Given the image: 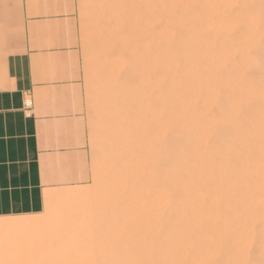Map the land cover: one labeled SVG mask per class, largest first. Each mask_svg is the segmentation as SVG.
Listing matches in <instances>:
<instances>
[{"label":"bare ground","instance_id":"1","mask_svg":"<svg viewBox=\"0 0 264 264\" xmlns=\"http://www.w3.org/2000/svg\"><path fill=\"white\" fill-rule=\"evenodd\" d=\"M131 1L135 3L134 9L127 10L126 13L123 11L111 23L113 24L114 39H112L113 42L111 40V48H108L111 50L113 47L114 50L117 48L116 52L119 53L117 61L116 52L111 51L115 56H113L115 58L113 61H116L117 64L115 67L118 66L116 69L118 74H113L116 77V82L111 79L114 81L113 84L108 80L109 77H106L110 82L108 83L106 80L104 90L107 91L106 88L109 87L108 91L110 92L113 89V86L110 88V85L115 84V87L111 93L104 92L108 97V94L111 95L109 97L111 103L108 101L109 99L106 102L112 104V113L110 114L113 116L111 122L113 144L118 147L119 145L125 146L128 149L127 144L138 141L141 135L148 130V124L150 128L154 126V128L152 127V139L156 141V151H154L155 156L152 154L150 156H153L156 169L151 173H146V178L149 181L155 180L156 186L152 191L144 187L143 183L146 182L143 180L146 181V179L143 177L142 180L140 175L143 174L141 173L142 162L139 159L135 162L129 160L127 164L125 163L127 167L121 168L120 173L116 175L114 172L111 175L119 181L120 189L124 193L121 198L118 197L120 202L116 203L117 205L114 204L115 199L112 198V201L114 200L112 208L116 210L117 206V210H120L121 205L122 210L114 211L111 204V210H107L108 213H105L103 218L107 222L116 221V223L119 218L122 223V220H126L128 216L131 217L132 227L134 226L136 229L135 232L131 231L133 239H135L134 233L142 235L136 231L141 230L140 226L143 225L140 223L142 221L149 220V218H145V215H150L151 222L157 219L155 221L157 223L160 220L162 226L160 222L156 225L163 229L162 240L160 239L161 234H158L161 232L159 231L161 228H157L159 229L157 231V229L155 230L157 226H155L154 230L157 231L156 234L159 236L157 240H161V245L156 246L159 244V240L154 242L156 236L149 235L150 233L144 230L146 234L148 233V237L155 236L152 237V241L147 238L151 241L148 240V244L156 243L153 246L156 250H158L157 248L160 250L155 253L154 249L155 251L152 253L153 248L151 247L149 254L147 252L146 255H143L146 253L143 251L141 255V251L138 252L139 247L133 248L136 253H140L136 254L133 249L125 251L120 244L121 252L120 250V253L117 252L119 247L114 246V248L117 247V250L112 247L115 252L111 254L112 258L114 254H119L122 256L121 259L114 256L117 261L114 259V262H110L105 259L106 257L104 258V254L109 253L112 244L102 246L104 239L103 243L97 240L101 244L97 245L98 242H96L94 244L97 246L93 245L90 242L93 240L91 238L93 233L90 234L89 231L90 237H88V233L85 235L86 238L88 237L87 239L92 240L89 239L90 243L88 242L87 247L89 248L92 244L93 248H90L93 250H90L91 253L88 255L86 253L87 260H83V258L81 260L80 253L77 254L80 259H75L76 257L73 259V255L71 256V253L67 252L69 248L67 241L73 240L76 235L75 233V236L71 234L70 237H73L68 239V234L71 232L67 233V230L68 227L70 229L71 224L68 226L69 223L67 224L65 220L39 217L32 220L0 221V230L14 232L9 237L12 243L39 249L38 260L34 264H264V35L261 31L258 32L263 23L261 17L263 0H191L192 3L189 0L192 9L189 7L188 10L191 12L188 17L191 16L193 10V22L190 23L191 26L188 25V28L184 26V23L189 24V18L191 21L192 18L189 17L184 22L187 13H185L186 9L182 8L189 1L179 0L181 2L178 5L184 1L182 7H179L177 2L172 4L168 0L167 3L171 4L170 7L177 5L178 8H181L180 15L186 14L181 23L183 24L181 27L184 26L186 31L180 27L179 30L182 29L180 32L185 34L182 39H177L178 43L176 40H172L170 35H167V31L177 30L179 27H172V25L178 23L176 19L182 18V16H175L176 12L170 13L171 10H174L173 8L168 10L167 13L173 14L174 16L171 18L175 21L168 22L170 24L167 28V21L170 18L168 16L169 18L166 19L168 30H165L164 27L162 31H165L164 33H167L165 37L169 36L171 40L166 39L162 33L153 42V37L149 35L152 28L148 29L147 25L154 24L155 21L153 22L152 17L158 8L154 5L152 7L153 0ZM185 1L187 2L185 3ZM131 3L133 6V2ZM162 7L161 13H164L163 9L165 10V8ZM152 8L157 9L152 12ZM127 9L129 8L127 7ZM161 15L163 18L164 15ZM157 16L159 15H155V17ZM180 20L182 21V19ZM162 23H164L163 28L165 22ZM159 24L161 26V23ZM170 27L172 28L169 30ZM176 30L173 31L176 32ZM109 34L111 35V32ZM96 36L93 39L99 42L100 39L96 40ZM153 36L155 35L153 34ZM171 37L175 36L171 35ZM107 39L105 40L107 41ZM114 40L116 45L112 46ZM173 41H176L177 44H172ZM172 46L174 47L172 48ZM92 48L95 51L94 46ZM102 48H105L104 44ZM111 59L110 62H113ZM108 61L106 59L104 63ZM94 65L93 63L91 68L94 69ZM98 66L100 65L98 64ZM86 70H88L87 67ZM86 70H84L85 74ZM100 70L104 69H99V72ZM116 70L114 72L117 73ZM149 73L151 74L149 75ZM151 75L153 76L151 77ZM101 77L104 76L101 75ZM87 83L89 82L87 81ZM100 91L103 92V90ZM153 91L156 92V96L154 93V95L152 94ZM149 94L155 97L152 102L155 101V104H152L155 109L150 107L152 97L148 99ZM92 96L94 98V94ZM89 98L87 99L89 100ZM149 117L152 119V126L148 123ZM150 152L152 153V151ZM91 189H88L89 194H92L93 189ZM111 191L113 190L111 189ZM93 194L96 195V193ZM106 195L107 193L102 195L103 198L98 196L100 197L98 203L100 206L104 203L108 204V209H110L111 202L108 201L109 198L107 199ZM58 198L59 200L63 198L64 201L65 199L74 201L78 200L77 198L80 196L69 193ZM82 202L84 203V200ZM147 202L150 203L149 207ZM99 204L97 205L99 206ZM150 210L152 212L157 210V213L155 212L156 219H152L155 218V215L153 216L152 212L149 214ZM72 211L74 210L72 209ZM72 211L67 216L68 219L73 217L74 214L70 217ZM62 213L63 215L68 214L65 209L60 214ZM73 220L74 217L69 221L75 222L76 218ZM81 221L85 223L84 220L81 219ZM92 221L93 219L90 222L98 224L99 227L108 225L102 219L104 225L99 221V223ZM151 222L149 224H153ZM75 223L78 225L79 222ZM91 223H89L91 229L98 227L97 225L92 226ZM85 225L88 226V223L86 222ZM110 225L112 224L110 223ZM78 226H76L77 230ZM74 228L72 229L74 230ZM81 230L83 229L81 228L78 232ZM93 230L95 231L96 228ZM86 231L84 229V232ZM109 231L112 232L113 229ZM78 234H81L83 238L85 236L83 232ZM97 235H92L94 240L99 238H96ZM142 236L144 237V234ZM117 239L115 240L118 242ZM143 243L141 242L140 246L144 247V244H147ZM83 244L86 245L85 242ZM126 245L124 246L126 247ZM105 246L107 247L105 248ZM109 247L110 249H107ZM145 248L147 247L145 246ZM146 250L148 251V249ZM84 251L87 252V250ZM128 251H131L130 256L132 254L137 256L126 261L127 258L125 259L124 256ZM102 252H104L103 255ZM90 254L94 259L92 257L90 260L88 257ZM140 255L141 258H139Z\"/></svg>","mask_w":264,"mask_h":264},{"label":"crops","instance_id":"2","mask_svg":"<svg viewBox=\"0 0 264 264\" xmlns=\"http://www.w3.org/2000/svg\"><path fill=\"white\" fill-rule=\"evenodd\" d=\"M74 19L57 0H0V219L39 213L88 163Z\"/></svg>","mask_w":264,"mask_h":264},{"label":"rangeland","instance_id":"3","mask_svg":"<svg viewBox=\"0 0 264 264\" xmlns=\"http://www.w3.org/2000/svg\"><path fill=\"white\" fill-rule=\"evenodd\" d=\"M58 1V15L59 16H72V17H74L75 19H74V25H73V27H74V29H75V34H74V41H72V42H70V39L68 38V45H70V44H72L75 48H77V50L79 51V70H80V81H81V84H82V91H83V100H84V104H83V108H84V117H85V126H86V141H87V144H86V147H87V151H88V163L86 164V163H84V171H83V175L81 176V175H79L80 177L78 178V183L77 184H75V185H72V186H67V187H59V188H57V189H54V190H51L46 196H45V201H44V206H43V209L39 212V213H37V214H35V215H27V216H21V217H11V218H3V219H0V221H19V220H25V219H28V220H32V219H35V218H39V217H42V218H46V219H61V220H65L66 222H67V224H68V226L70 225L71 227H70V229H69V227H68V230H67V233H69V231L71 232V233H69L68 234V239H71V237H73V236H71L70 237V235L72 234V235H74V233H75V238L73 239V240H68L67 241V243H68V245L69 246H67V247H69L68 248V250H67V252H69V254L71 253V256L73 255V259H74V257H76L75 259H77V258H79L80 259V257H81V260H82V258H83V260H87L86 258L87 257H85L86 256V253H87V255L89 254V253H91V252H89L90 250H93V249H91L90 247H92L93 248V245H95L96 244V242H98L97 243V245L98 244H101V243H103V241H104V239H105V241H104V243L103 244H101L102 246H104V245H107V244H109V245H107V246H110V244H112L111 245V249H110V247L109 248H107V249H110V251H109V253L111 254L112 252H115L114 250H117L116 248L117 247H119V245L121 244V248H123L124 247V250L125 251H127V250H131V249H133L134 247H135V249L136 248H138L139 247V249H138V252L139 251H141V255L143 254V251L144 252H146V253H144L143 255H146L147 254V252H148V254H149V251H150V248L152 247L153 249L151 250V252L152 251H155L156 249H155V246H153V245H155L156 243H154L153 245L151 244H148L149 243V241L151 240H153V238L152 237H155L156 236V241H154V242H157L158 240H159V244H157L156 246H159V245H161L160 244V241L162 240L161 238H162V228H161V226H162V223L160 222V220H159V222H160V224H161V226H160V228H161V230H159L160 228L156 225L157 223H159V222H155L157 219V217H156V213H157V210L154 212H152V210H150L149 211V214L152 212L153 214V216L155 215V218L153 217L152 219H156V220H152V222H151V218H150V215H148V216H146L145 215V218L147 219V218H149V220H145V222L144 221H142V223H140L141 225H143V226H140V229L141 230H138V231H136V232H138V233H141L142 235L144 234V237H146V238H144L142 235H140V234H138V235H140V236H138V235H136V233H134L135 234V239H133V231L135 232V228H134V226L132 227V223L131 222H133V221H131L130 220V218L131 217H129L128 216V220L126 219V220H122V223H121V220H119V218L117 219V217H115V219H117L118 220V222L116 223V221L115 222H112V221H109V222H107V221H105V219L103 218V216H104V214L105 213H108V211L107 210H111V208H112V206H113V204H112V202H114V200L112 201V198L113 199H115V205H117V204H119V202H120V198L122 197V195L124 194L123 192H122V190L120 189V185H119V181L118 180H116L114 177H112L111 175H113L114 174V172L116 173V175L118 174V173H120L121 172V168H124L125 166H126V164L128 163V161L129 160H131L132 162H135L136 160H140L141 162H142V168H143V170H141V173H143V174H140L141 175V177H142V180L144 179L143 177H145V179H146V181L145 180H143L144 182H146V183H143V186L144 187H147V188H149L148 190L150 191H152V190H154L155 189V186H156V181L155 180H151V181H149L147 178H146V173H148V172H152V171H155V169H156V166H155V161L153 160V156H155L154 155V151H156L155 149H156V141H154L153 139H152V133H153V128H154V126H152L153 125V123H152V119H151V117H149L148 118V123H150V125L153 127H149L148 125H147V128H148V130H146V132L144 133V134H142L141 135V137H140V139L138 140V141H135V142H133V143H128L127 144V147H128V149L127 148H125V146L124 147H122L121 145H119V147L116 145V144H113V142H112V132L111 131H113V129H112V124H111V122H112V114H110V113H112L111 111H112V104H109L108 102H106L108 99H109V97H111V95L110 94H108L109 95V97L107 96V91H108V88H106V90L107 91H105L104 89H105V84L107 83V81L108 80H110V81H112L111 79H113L115 82H116V80H115V76L113 75V74H118V71L116 70V69H118V66L117 67H115V65H117L116 64V61L114 62L113 61V59H115V58H113V56H114V54L112 53V52H116V50H117V48H116V50H114V47H113V49L111 50V49H109L108 47H110L111 48V43L113 42V40L112 39H114V33H113V24H111V23H113V21L115 20V19H117L119 16H120V14H122V12L124 11H126L127 12V10H130V9H134V7H135V3H134V1H131V0H57ZM154 1V2H153ZM153 1H151V2H153V3H151V5H152V7H153V5H154V7H157L156 9H157V11H154V16L152 17V20H153V22H154V24H150V25H147V27H148V29H149V27H151L152 28V30H154L153 32H152V30L149 32L148 31V34L150 35V36H152L153 38V42H155L156 40H157V37H158V35H162V33L164 34L163 36L165 37V34H167V33H164L165 31H162L163 29H164V27H165V30L169 27V24L170 23H168V22H170V21H175V20H173L171 17H173L174 15V13L176 12L177 14H175V16H178V15H180L179 13H181L182 11H181V8H178V6L179 7H182L181 5L182 4H184V1H183V3H181L180 5H178V3H180L181 1H179V0H177V1H175V0H169V1H171L170 3H172L173 4V2H177L176 4L178 5H176L177 6V8H176V6H173V7H170L171 6V4L169 3H167V1L168 0H156V3H155V0H153ZM189 1V0H188ZM191 1V0H190ZM190 1L188 2L189 3V5H186V4H188V3H186L187 1H185V7H183L182 9H186V12L183 10V12H185V13H187V16H186V19H185V21L184 22H186V20L189 18V17H191L192 18V21H191V19L189 18V20H190V22H189V24H187L186 25V23H184V26H187V28H188V25L189 26H191V24H192V22H193V10H192V14H190L191 16H189L188 17V15H189V13L191 12H189V10L188 9H190L191 8V3H192V1H191V3H190ZM131 2H133V6H131L132 5V3ZM166 3H167V6H165L166 5ZM127 4V5H126ZM155 5H157V6H155ZM165 6V7H162V6ZM175 5V4H174ZM130 6V7H129ZM184 6V5H183ZM127 7L129 8V9H127ZM161 7L162 8H165V10L163 9V11H164V13L162 12L161 13ZM175 7V8H174ZM190 7V8H189ZM169 8V9H168ZM174 9V10H171V12L170 13H173L172 15H170L169 13H167V11L168 10H170V9ZM155 8H152V12H153V10H154ZM155 9V10H156ZM176 9H178L179 11H177ZM192 9V8H191ZM188 10V11H187ZM174 11V12H173ZM125 12V13H126ZM156 12H158V13H156ZM163 14L164 16H163V18H162V15L160 14ZM166 13L168 14L167 16H166ZM261 13H262V27L260 28V29H258V32H260L261 31V33L264 35V0H263V4H262V6H261ZM183 14V15H182ZM180 16H182V18H180V17H178L179 19H182V21L180 20L179 21V19H176L175 17V19H176V22H178V23H175V25H172L173 24V22H171L172 24V27L173 26H175V27H179V28H177V30L176 29H173L174 31L176 30V32H174L171 28L172 27H170L169 28V30L171 29V31H167L168 32V34L167 35H170V38L172 39V40H176L177 41V39H182V37H183V35L185 34V33H183V32H180L183 28H184V26L183 27H181V25H183V24H181L182 22H183V19L185 18V15L186 14H184V13H182ZM155 15H159V16H157V17H155ZM116 16H117V18H116ZM168 16H170V18L168 17ZM184 16V17H183ZM160 17V18H159ZM155 18V19H154ZM156 18H159L160 19V21H157V20H159V19H156ZM169 18V19H168ZM166 19H168L169 21H167V28H166ZM110 20H111V22H110ZM178 20V21H177ZM105 21V22H104ZM157 21V22H156ZM162 22H165V26H163V28H162V25L164 24V23H162ZM180 22V23H179ZM92 23V24H91ZM159 23H161V26H159L160 24ZM187 23H188V21H187ZM191 23V24H190ZM179 25V26H177V25ZM92 25V26H91ZM97 25V26H96ZM152 25H154V26H152ZM99 26V27H98ZM102 26V27H101ZM91 27H92V30H91ZM157 27V28H156ZM180 27L182 28L181 30H179L180 29ZM98 28V29H97ZM110 28V29H109ZM150 28V29H151ZM99 29H100V31H99ZM101 29H102V31H104V32H102L101 31ZM69 28H68V31H67V33L69 32ZM94 30H95V32H94ZM108 32H107V31ZM160 30H161V32H160ZM168 30V29H167ZM184 30H185V28H184ZM183 30V31H184ZM82 31V32H81ZM157 32V34H156V32ZM180 33H179V32ZM186 31V30H185ZM239 31V30H238ZM111 32V35L109 34ZM173 32H174V34H173ZM85 33V34H84ZM92 33H94V34H92ZM103 33V34H102ZM183 33V34H182ZM236 34H238L239 35V33H237V32H235ZM92 34V35H91ZM98 34H100V36L102 37H100V36H98ZM108 34H109V36H108ZM153 34L155 35V36H153ZM19 34L16 32L15 34H14V36L15 37H17ZM87 35V36H86ZM93 35H94V37L96 36V40H98V39H100V41L98 42V41H95L94 39V37H93ZM107 35V36H106ZM171 35H174L175 37H171ZM178 35V38H176V36ZM233 35H235V34H233ZM238 35H236V36H238ZM104 36V37H103ZM111 36H112V38H111ZM99 37V38H98ZM108 39H107V38ZM231 37H233V36H231ZM94 38V39H93ZM104 38V39H103ZM154 38H156V39H154ZM166 39H169V40H171L170 38H169V36H166L165 37ZM174 38V39H173ZM233 38H235V37H233ZM103 41H102V40ZM105 39H107V41L105 40ZM104 40H105V43H104ZM111 40H112V42H111ZM109 41V42H108ZM176 41L174 42L173 41V43L172 44H174V43H176ZM91 44V45H88L89 43ZM102 42V43H101ZM106 42H107V44H106ZM99 43V44H98ZM104 44V46H105V48H106V45H107V48L104 50L103 48H102V45ZM177 43H178V41H177ZM176 43V44H177ZM109 44V45H108ZM169 45H170V42L168 43ZM176 44H174V45H176ZM87 45V46H86ZM98 47H97V46ZM101 45V46H100ZM116 44H115V40H114V43H113V45L112 46H115ZM94 46V49H95V51L94 50H92L93 47ZM85 47H88L87 49L85 48ZM96 47L98 48L97 50H96ZM99 47H101L100 49H99ZM174 46H172V48H173ZM91 48V49H90ZM87 53H86V52ZM94 51V52H93ZM100 51V52H99ZM103 51H106L105 53L103 52ZM108 51H112L111 53H109ZM93 52V53H92ZM98 54H96V53ZM101 53H103V54H101ZM93 54V55H92ZM94 54H96V55H94ZM101 55V56H100ZM112 55V56H111ZM115 56H116V58H117V61H118V56H119V53H115ZM114 56V57H115ZM96 60H95V59ZM112 58V59H111ZM104 59V60H103ZM106 59H107V63H104V61L106 62ZM110 59H111V61H113V62H110ZM85 60V61H84ZM86 60H87V62H86ZM89 60V61H88ZM103 61V62H102ZM85 62L87 63V66H86V64H85ZM88 62H90L89 64H88ZM98 62V63H97ZM112 63L111 64V66H110V63ZM93 63L95 64L94 65V69H93V67L91 68V66L93 65ZM97 63V64H96ZM118 63V62H117ZM98 64L100 65V66H98ZM106 64V65H105ZM89 65V66H88ZM107 65H109V66H107ZM112 65H114L113 66V68H112ZM84 66V67H83ZM103 66H105V67H103ZM86 67L88 68V70H86ZM106 67H107V69H106ZM110 67V68H109ZM104 69V70H100V72H99V69ZM115 68V69H114ZM234 68V67H233ZM93 69V70H92ZM97 69V70H96ZM112 69H114V71L116 70L117 71V73L116 72H114V71H112ZM84 70H86V74L84 73L85 71ZM106 70H108V71H106ZM109 70H111V71H109ZM149 70H151V69H149ZM89 71H90V73H89ZM92 71V72H91ZM101 71H103V72H101ZM95 74H94V73ZM105 72H111L110 74L108 73V75H106L107 73H105ZM114 72V73H113ZM151 73H152V71H150ZM97 73V74H96ZM101 73V74H100ZM151 73H149V75L151 74ZM99 74V75H98ZM101 75H103L104 77H101ZM86 78H85V77ZM88 76H92V77H94V78H92V77H88ZM100 76V77H99ZM114 76V77H113ZM153 75H151V77H152ZM108 78V80H107V78ZM111 77V78H110ZM150 77V78H151ZM102 78H103V82H102ZM104 78H105V82H104ZM91 79V80H90ZM97 79H99V81H96ZM93 80H95L96 81V83H94L95 81H93ZM107 80V81H106ZM86 81V82H85ZM87 81L89 82V83H87ZM110 81H108V83L110 82ZM114 81H112V84L114 83ZM90 82H92V83H90ZM152 82V81H151ZM99 83H101V84H99ZM104 83V84H103ZM91 84H94V85H92L91 86ZM104 86H103V85ZM87 85H89L88 87L90 88V90H89V88L87 87ZM99 85H101V86H98ZM110 85V84H109ZM115 85V84H114ZM114 85H110V88L112 87L113 89H114ZM103 86V87H102ZM106 86H108V85H106ZM87 87V88H86ZM96 87V88H95ZM92 88V89H91ZM98 88V89H97ZM100 88V89H99ZM97 89V90H96ZM112 89V90H113ZM92 90H94V91H92ZM98 90H99V93H97L98 92ZM100 90H103V92L102 91H100ZM110 90V89H109ZM112 90L109 92V93H111L112 92ZM89 91V92H88ZM94 92V93H93ZM89 93V94H88ZM154 93V91L152 92V94ZM156 93V92H155ZM154 93V94H155ZM158 93V92H157ZM88 94V95H87ZM94 94V98H93V95ZM106 94V95H105ZM153 94V95H154ZM104 95V96H103ZM153 95L151 96V94H149V96L150 97H148V99L150 98L151 99V97H152V101L150 102V107H151V109L153 108V107H155V106H153L154 104H155V101H154V103H152L153 102V98H155V97H153ZM86 96H87V98H89V100L86 98ZM155 96H156V94H155ZM105 98H107L106 100H105ZM88 101V102H87ZM93 101V102H92ZM109 102L111 101V99H109L108 100ZM111 103V102H110ZM153 104V105H152ZM90 105H92L91 107H90ZM87 106H89V107H87ZM153 106V107H152ZM153 109H155V108H153ZM152 111V110H151ZM153 112V111H152ZM150 116V115H149ZM150 151H152V153L150 152ZM150 154H152L153 156L151 157L150 156ZM126 163V164H125ZM127 167V166H126ZM138 169H139V167H138ZM143 175V176H142ZM108 182V183H107ZM142 182V181H141ZM152 183V184H151ZM95 184V185H94ZM142 184V183H141ZM104 186H105V188H104ZM110 186V187H109ZM152 186V187H151ZM91 187H92V189H91ZM109 187V188H108ZM151 187V188H150ZM91 189L92 190V194L93 193H96V195H92L91 193L89 194V190ZM111 189L114 191H111ZM95 190V191H94ZM118 191V192H117ZM109 192H110V196H109ZM76 194V195H78L79 194V196H80V198H77L78 200H68V199H65V201L64 200H59V196H60V198H61V196H63V195H65V194ZM105 193H107V195L106 196H108L107 197V199H108V201L109 202H111L110 204H109V208H110V205H111V208L110 209H108V204H106L105 205V203L104 204H101V206H100V204L98 203L99 201H100V197H102L103 198V196H104V194ZM60 194H62V195H60ZM97 194H99L98 196H100V197H98L97 196ZM114 194V195H113ZM119 194V195H118ZM81 195H83V196H81ZM103 195V196H102ZM116 196V197H115ZM125 196V195H124ZM56 197V198H55ZM118 197H120V198H118ZM82 198V199H81ZM116 198H118L119 199V201H118V199L116 200ZM80 200V201H79ZM84 200V203L82 202ZM107 201V202H108ZM106 202V203H107ZM67 203V204H66ZM99 204V206L97 205V204ZM117 203V204H116ZM95 204V205H94ZM121 204V203H120ZM146 204H149L148 205V207L150 206V203L149 202H147ZM97 206V207H96ZM102 206H106L105 208H103ZM147 206V205H146ZM96 207V208H95ZM101 207V208H100ZM114 207V206H113ZM118 207H119V205H118ZM147 207V208H148ZM76 208V209H75ZM98 208V209H97ZM116 208V210H117V206L115 207ZM64 209L68 212V214L67 215H63V213L62 214H60L61 212H63L64 211ZM72 209L74 210V211H72ZM112 209H114V208H112ZM120 210H122V208H121V205H120V208H119ZM149 209H152V208H149ZM70 212H69V211ZM76 210H77V212H76ZM81 210V211H80ZM115 209H114V211H116ZM120 210H117L118 212L120 211ZM124 211H125V209H123ZM71 211H72V214H71V216L70 217H72V215H73V217H74V220H75V218H76V221L75 222H79L78 223V225L81 227L82 225V229L83 230H81V231H79L78 232V230H80L81 228L75 223V222H71V221H69V220H71V219H73V217L70 219H68V215H70V213H71ZM107 211V212H106ZM46 212V213H45ZM147 212V211H146ZM145 212V213H146ZM85 214V215H83V214ZM116 213V212H115ZM145 213H143V214H145ZM101 214V215H100ZM119 214V213H118ZM118 214H117V216H118ZM77 215V217L79 218H77V217H75ZM151 215V216H152ZM64 219H63V218ZM100 217V218H99ZM81 219L82 220H84V222L85 223H83V221H81ZM91 219H93V221H99L100 223H102L103 224V222L102 221H104V222H107V226L106 227H104V226H100L99 227V225L98 224H96L98 227H93L92 229H91V227L89 226L90 224L89 223H91L90 221H91ZM101 219H102V221H101ZM104 219V220H103ZM159 219V218H158ZM68 220V221H67ZM73 220V221H74ZM78 220V221H77ZM86 220V221H85ZM88 220V221H87ZM80 221H81V223H80ZM92 221V222H93ZM114 221V220H113ZM86 222L88 223V226L87 225H85L86 224ZM98 222V223H99ZM128 222V223H127ZM153 223V224H149V223ZM155 222V223H154ZM72 223H75V224H73L72 225ZM110 223L112 224V225H110ZM119 223V224H118ZM121 223V224H120ZM81 224V225H80ZM92 224V226H96L95 225V223L93 222V223H91ZM94 224V225H93ZM159 224V225H160ZM74 225H76V226H78V230L76 229L77 227L76 226H74ZM104 225V224H103ZM110 225V226H109ZM150 225H152V226H150ZM131 226V227H130ZM155 226H157L156 228H155ZM75 227V228H74ZM89 227V228H88ZM72 228H74V230L72 229ZM94 228H96V230L94 231L93 229ZM103 228V229H102ZM131 228V229H130ZM133 228V229H132ZM152 228V231H150V229ZM154 228H155V230L157 229V228H159V229H157V231L159 230V231H161V232H158V234L160 233L161 235H160V239H158L157 240V238H159V236H157L158 234H156L157 233V231H155L154 230ZM72 229V230H71ZM84 229H85V231L86 230H88V231H86V232H84ZM111 229V231H112V229H113V231L112 232H110L109 230ZM115 229V230H114ZM75 230H77V231H75ZM101 230H103V231H101ZM105 230H106V233H105ZM130 230V231H129ZM133 230V231H132ZM147 230V232L148 233H150L149 235H152V234H154L155 236H150V237H148L149 235H148V233L146 234V232L145 231ZM154 230V231H153ZM91 233H90V232ZM93 231V232H92ZM132 231V232H131ZM150 231V232H149ZM82 233L83 232V235H85L86 233H88V237H90V234H95V236L97 235V233H98V235H97V237L96 238H100V237H102L103 239H95L94 240V236L92 237V235H91V238H93V240L92 239H90V240H92V241H90L92 244H90V247L88 248L87 247V244H89L90 242H89V239H87L86 238V235L84 236V238H83V236L81 235H79L78 233ZM95 232V233H94ZM129 232V233H128ZM152 232V233H151ZM14 232L13 231H6V230H0V264H34L35 263V261H37L38 260V253H39V249H36V248H32V247H25V246H23V245H17L16 243H12V242H10V240H9V237H10V235L11 234H13ZM90 233V234H89ZM103 235H102V234ZM113 235H112V234ZM145 234H146V236H145ZM79 235V236H78ZM110 235H112L111 237H110ZM127 237V238H126ZM132 239H131V238ZM138 237H140L141 239H139ZM78 238V240H75V239H77ZM79 238H81V239H79ZM111 238V239H110ZM118 238V239H117ZM147 238H149L148 240H147ZM83 239V240H82ZM114 239V240H113ZM115 239H117V240H119L118 242L115 240ZM129 239H131V240H129ZM145 239V240H144ZM97 240H99V241H97ZM111 240V241H110ZM139 240H142V241H139ZM81 241H84L85 242V244L86 245H84L83 243L84 242H81ZM87 241V242H86ZM109 241V242H108ZM113 241V242H112ZM121 241V242H120ZM125 241V242H124ZM126 241H128L127 243H126ZM130 241V242H129ZM143 241H144V243H147V244H144L143 243ZM148 241V242H147ZM150 241V242H151ZM70 242V243H69ZM89 242V243H88ZM114 242H116V243H114ZM120 242V243H119ZM141 242L147 247V248H145V246L143 247V246H140L141 245ZM95 243V244H94ZM114 243V244H113ZM119 243V244H118ZM162 243V242H161ZM127 244V245H126ZM86 246L85 248H84V246ZM97 245H95V246H97ZM124 245H126V247L124 246ZM94 246V247H95ZM107 246H105V248L107 247ZM114 246H117V247H115L114 248ZM112 247L114 248V250H112ZM129 247V248H128ZM149 247V248H148ZM121 248L119 247V249H118V251L117 252H119V250H120V252H121ZM126 248V249H125ZM89 249V250H88ZM135 249H133V250H135ZM146 249H148V251L146 250ZM155 249V250H154ZM158 250H160L159 248H157ZM84 250H87V252L86 251H84ZM112 250V251H111ZM158 250H156L155 251V253L158 251ZM80 251V252H79ZM82 251V252H81ZM116 252V253H117ZM119 252V253H120ZM80 253V254H79ZM108 252H107V256L109 257H107L105 254H104V252H102V255L104 254V258L105 259H107V260H110V262H114L115 260L117 261V256H118V259H121V255L119 256V254L117 255V254H114V256H116V258L113 256V258H112V254H111V257H110V254H109ZM131 251H128L126 254L128 255V257H127V255L125 254V259L127 258V260L126 261H128V260H131V259H134V257L133 256H137L136 254H140V253H136V250H135V253L136 254H132V256H130L131 254ZM153 253V252H152ZM151 253V254H152ZM77 254H79V256L77 255ZM141 255L139 256V258H141ZM68 256H70V255H68ZM67 256V258H69ZM70 256V258H72ZM84 256V257H83ZM95 256V255H94ZM130 256V257H129ZM88 257H90V260L92 259V257H93V255L91 256V254H90V256H88ZM120 257V258H119ZM131 257H133V258H131ZM103 258V259H104ZM136 258V257H135ZM144 258H145V256H144ZM89 259V258H88ZM93 259H94V257H93ZM115 259V260H114ZM137 259V258H136ZM114 260V261H113ZM138 260H141V259H138ZM144 260V259H143ZM142 261V260H141Z\"/></svg>","mask_w":264,"mask_h":264},{"label":"built area","instance_id":"4","mask_svg":"<svg viewBox=\"0 0 264 264\" xmlns=\"http://www.w3.org/2000/svg\"><path fill=\"white\" fill-rule=\"evenodd\" d=\"M32 107V101L30 98H27L24 102V108L26 111H29Z\"/></svg>","mask_w":264,"mask_h":264}]
</instances>
